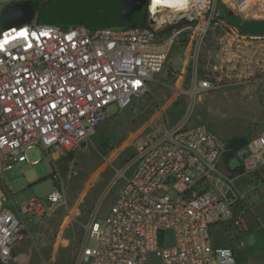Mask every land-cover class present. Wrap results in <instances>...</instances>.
I'll return each mask as SVG.
<instances>
[{"label":"built area","instance_id":"1","mask_svg":"<svg viewBox=\"0 0 264 264\" xmlns=\"http://www.w3.org/2000/svg\"><path fill=\"white\" fill-rule=\"evenodd\" d=\"M50 1L0 0V12ZM163 5L147 0L144 27L58 26L40 23L36 13L0 35V264L13 263L30 217L42 222L66 203L64 187L45 199L12 202L5 173L28 161V149L40 146L51 158L77 150L108 118L109 106L125 110L151 92L174 47H194L198 63L220 14H264V0ZM193 72L188 95L219 87ZM170 74L182 78L176 69ZM161 116L133 137V159L117 172L120 190L103 217L91 214L82 225L74 264H148L149 253L160 264H237L245 246L239 237L251 230L250 217L259 220L254 193L264 194V130L237 147L229 161L238 158V165L227 173V144L207 125L169 127ZM220 226L232 246L214 244L211 228Z\"/></svg>","mask_w":264,"mask_h":264},{"label":"rangeland","instance_id":"2","mask_svg":"<svg viewBox=\"0 0 264 264\" xmlns=\"http://www.w3.org/2000/svg\"><path fill=\"white\" fill-rule=\"evenodd\" d=\"M139 1L78 0L68 6V12L76 19L103 25L119 23L136 17ZM226 16L231 18L228 13L220 14L213 21L216 25L205 34L198 63L193 60L194 47H174L163 72L150 85L151 92L125 110L109 106L108 118L77 150L53 154L51 158L40 146H35L27 150V162L5 173L14 204L45 199L60 187L66 191L65 204L42 223L29 227L22 242L25 246L42 241L49 244L58 228L63 230L71 223L74 232L71 228L65 232H71L76 242H71L74 245L68 250H79L77 242H81L84 221L91 214L103 217L120 190L122 180H117V172L133 159V137L160 115L169 127L205 124L227 145L232 140H247L264 130V14L236 16L240 28L229 26ZM246 21L262 24L251 29L245 26ZM170 69L180 71L183 78L173 77ZM195 70L197 79L208 76L219 87L199 97L188 95ZM230 157L227 153L221 162L227 173L231 171L225 162ZM238 160L231 158L230 167H236ZM133 167L130 165L125 174ZM259 203L256 205L259 220L250 217L251 230L239 237L245 246L237 252V264H264V198ZM6 206L11 208V202ZM211 235L217 246L233 245L224 227H212ZM77 255L78 251L70 252L72 264ZM148 264H160V259L149 253Z\"/></svg>","mask_w":264,"mask_h":264},{"label":"crops","instance_id":"3","mask_svg":"<svg viewBox=\"0 0 264 264\" xmlns=\"http://www.w3.org/2000/svg\"><path fill=\"white\" fill-rule=\"evenodd\" d=\"M262 198H264V194H262L261 191H257V192L255 191L254 199L256 202L258 201L257 202L258 204H260L259 200ZM34 219H35L34 221L30 222L29 227L35 224L42 223L39 222L37 218ZM87 220L88 219H86V221ZM86 221H84V223ZM68 228L69 229L71 228L73 232L75 230L74 226L71 223H68L63 230L62 228L61 229L58 228V231L54 236L53 241H51L49 244L42 241L40 242L41 244L33 243L28 247L25 246L22 242L15 245L12 250V256L14 258L12 264H72L70 252H74V251L77 252L79 250H68L69 247L73 244L71 242H74V244L76 242L75 241L76 239L71 232L69 234H66L65 229ZM80 243L81 242H77L78 247H80L79 246Z\"/></svg>","mask_w":264,"mask_h":264},{"label":"trees","instance_id":"4","mask_svg":"<svg viewBox=\"0 0 264 264\" xmlns=\"http://www.w3.org/2000/svg\"><path fill=\"white\" fill-rule=\"evenodd\" d=\"M76 1L78 0H52L43 6H40L37 3H30V6L37 13V16H38L37 20L40 23L54 24L58 26L84 25L90 28H95V27H144L148 23L147 22L148 18L146 15V6L142 7L141 2H138V5L136 6V9H135L136 17L135 18L127 20V21L119 22V23L112 22V24L108 23L109 25L108 24L103 25V23H95V22H90L86 20H81L78 18L76 19L72 17L71 15H69L68 6ZM45 10L48 12L49 20H54V21L47 22L45 17L39 19V15H41L43 11L45 12ZM228 15H230L231 18L226 16L225 20L227 24L235 28L236 27L240 28L239 18L229 13ZM67 18H71L72 20L70 19L68 20ZM214 23L215 22H213V25H215ZM244 23H245V26H248L249 28L251 27L253 28L255 27V25L260 26V24H262L261 22H258V21H246ZM228 25L227 27H229ZM237 150L238 148L236 147L232 151H229L228 154L232 156ZM225 164L227 168H230L229 160H227ZM237 263H238V259H237Z\"/></svg>","mask_w":264,"mask_h":264},{"label":"water","instance_id":"5","mask_svg":"<svg viewBox=\"0 0 264 264\" xmlns=\"http://www.w3.org/2000/svg\"><path fill=\"white\" fill-rule=\"evenodd\" d=\"M139 2H141L142 7H145L147 4V0H141ZM35 14L36 12L30 6V2L16 4L4 8L0 12V35L9 28L19 27L21 25L31 23ZM43 17H45L47 22L54 21V20H49L48 12L46 10L45 12L43 11L41 15H39V19ZM150 23L151 24L153 23L152 20H150ZM244 144H245V140H241V139L232 140L228 143L227 150L232 151L236 147H243Z\"/></svg>","mask_w":264,"mask_h":264},{"label":"bare ground","instance_id":"6","mask_svg":"<svg viewBox=\"0 0 264 264\" xmlns=\"http://www.w3.org/2000/svg\"><path fill=\"white\" fill-rule=\"evenodd\" d=\"M156 1H159L162 4H164L163 6H167V5L172 6V0H156ZM154 3H156V2H154ZM162 17H163V19L165 18L164 16H162Z\"/></svg>","mask_w":264,"mask_h":264},{"label":"snow or ice","instance_id":"7","mask_svg":"<svg viewBox=\"0 0 264 264\" xmlns=\"http://www.w3.org/2000/svg\"><path fill=\"white\" fill-rule=\"evenodd\" d=\"M21 35H26L25 33H21Z\"/></svg>","mask_w":264,"mask_h":264}]
</instances>
